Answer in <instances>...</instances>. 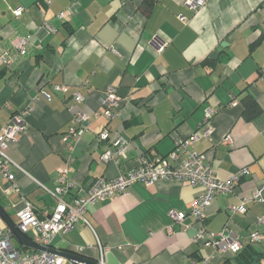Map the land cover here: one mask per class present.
<instances>
[{"label": "crops", "instance_id": "1", "mask_svg": "<svg viewBox=\"0 0 264 264\" xmlns=\"http://www.w3.org/2000/svg\"><path fill=\"white\" fill-rule=\"evenodd\" d=\"M186 1L0 0V58L4 53L15 58L9 68L0 60V129L32 106L28 130L9 149L17 166L18 195L5 193L10 183L0 175V207L16 226L25 202L39 214L56 208L52 193L60 169L67 167L76 185L64 196L71 201L96 180H114L135 169L142 157H166L213 109L212 141H200L188 151L204 154L219 180L245 168L250 175L214 200L203 226L213 233L228 229L243 248L259 232L263 240L254 247L263 257L257 264H264V224L258 222L264 218V0H205L197 13L187 9ZM19 7L24 10L16 17ZM155 37L168 43L161 54ZM21 38L30 42L24 56L16 48ZM56 85L67 86L69 92L56 93ZM107 87L116 89L121 104V115L111 121L100 113L99 98ZM75 93L83 95L82 103L74 101ZM246 95L262 108L251 122L243 117L241 99ZM76 112L91 115V125L69 150L63 136L77 126ZM105 128L112 140L123 136L129 141L121 166L100 160L107 146L97 136ZM227 134L232 137L229 146L222 144ZM260 189L263 202H249L245 215L230 214L231 206ZM201 192L188 183L137 184L126 198L90 207L89 225L77 224L56 237L52 249L75 253L82 247L80 257L95 263L98 257L91 247L100 242L108 248L104 264L205 259L212 251L195 240L200 225L190 215ZM171 211L185 213L184 226L189 227L174 225L172 236L166 233ZM0 227H8L1 217Z\"/></svg>", "mask_w": 264, "mask_h": 264}, {"label": "built area", "instance_id": "2", "mask_svg": "<svg viewBox=\"0 0 264 264\" xmlns=\"http://www.w3.org/2000/svg\"><path fill=\"white\" fill-rule=\"evenodd\" d=\"M205 5V0H187L185 3L187 9L192 13H197ZM23 10L22 7L17 8L14 10V15L19 17ZM58 17L62 19L63 14ZM179 20L183 24L188 22V19L184 16H179ZM153 43L158 54L163 53L168 46V43L160 37H155ZM29 44L28 39H18L16 46L18 56L26 55ZM0 60L5 67L9 68L15 58L11 57L9 53H4ZM53 90L64 95L69 92L68 87L65 85H56ZM44 96L46 99L51 100L50 95L44 93ZM73 97L76 103L84 101V97L80 93H75ZM99 104L102 109L100 113L107 121H111L121 115L120 99L114 87H107L102 91ZM31 111L32 106L29 104L15 114L9 123L0 129V175L10 183L5 188V193L8 196L18 195L20 192L13 174V170L17 169V166L9 156L10 144L28 130V117ZM215 114L216 111L208 109L205 119L199 124L197 131L189 138L177 140L174 150L166 157L156 159L142 157L135 169L119 174L114 180L98 179L84 195L76 196L71 201L64 200V196L68 195L76 185L69 179L68 168L60 169L57 179L58 185L52 193L58 200L56 208L51 212L39 214L31 203L25 202L24 209L17 215L19 231L41 246L52 248L56 237L71 232L77 224L89 225L86 214L89 208L96 203L111 201L118 197L126 198L129 196L131 188L137 184L150 187L160 181L179 182L188 183L193 187L202 189V192L191 206L190 215L200 225L197 229L195 240L212 251L209 257L201 260L191 258L187 264H213L216 259H222L227 255L235 256L239 254L244 248L238 237L228 229L220 233L210 232L203 226V223L207 218V211L214 200L219 196H225L234 191L235 185L240 179L250 175V170L248 168L242 169L234 174L231 179L222 181L217 178L213 166L206 160L204 154L197 151H188L189 147L200 141H212L214 128L211 123ZM96 117H98V114ZM75 122L77 126L70 128L63 136L69 150L72 149V143L78 141L89 130L91 115L84 112H76ZM97 137L101 143L107 146L106 151L101 156V162L121 166L122 162L127 160L129 153L128 139L119 136L112 140L107 128L103 129ZM222 144L225 146L232 144L230 134L224 136ZM262 194L263 190L260 189L250 199L243 200L239 205L231 206L230 214L240 213L245 215L246 205L249 202H263ZM169 217L172 224L166 229L168 235H174V225L189 228L184 226L185 213L171 211ZM258 222L259 224H264V218ZM262 240L263 236L259 232H254L249 238L252 245H256ZM14 241L12 231L8 227H0V264H74L47 252L18 248ZM91 248L97 253L98 259L95 263L104 264V257L108 248L104 247L100 242ZM83 251L82 247H77L73 254L80 256Z\"/></svg>", "mask_w": 264, "mask_h": 264}, {"label": "trees", "instance_id": "3", "mask_svg": "<svg viewBox=\"0 0 264 264\" xmlns=\"http://www.w3.org/2000/svg\"><path fill=\"white\" fill-rule=\"evenodd\" d=\"M241 104L244 108L243 117L247 122H251L262 113V108L259 103L251 95L244 96L241 99ZM14 240L19 244L21 249H25L15 237ZM262 258V255L257 252L254 245L251 244L233 258L224 260L222 264H257Z\"/></svg>", "mask_w": 264, "mask_h": 264}, {"label": "water", "instance_id": "4", "mask_svg": "<svg viewBox=\"0 0 264 264\" xmlns=\"http://www.w3.org/2000/svg\"><path fill=\"white\" fill-rule=\"evenodd\" d=\"M0 217L3 219V221L6 223L8 228L12 231L14 237L17 239V241L25 248L28 250H35L38 252H47L52 255H57L59 257H62L66 259L69 262H72L74 264L76 263H84V264H96L94 262L88 261L80 256H77L71 252H63V251H58L54 250L52 248H46L41 246L39 243H37L34 240H31L24 236L18 229V227L11 222V220L8 218L7 214L5 211L2 210L0 207Z\"/></svg>", "mask_w": 264, "mask_h": 264}, {"label": "rangeland", "instance_id": "5", "mask_svg": "<svg viewBox=\"0 0 264 264\" xmlns=\"http://www.w3.org/2000/svg\"><path fill=\"white\" fill-rule=\"evenodd\" d=\"M14 244H15L18 248H20L19 244H18L16 241H14ZM258 246H259V245H258Z\"/></svg>", "mask_w": 264, "mask_h": 264}]
</instances>
